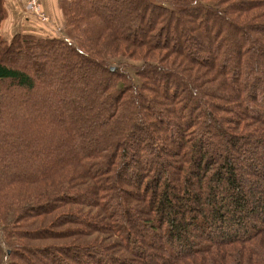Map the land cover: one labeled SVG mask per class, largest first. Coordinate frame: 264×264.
Here are the masks:
<instances>
[{
    "label": "trees",
    "instance_id": "trees-1",
    "mask_svg": "<svg viewBox=\"0 0 264 264\" xmlns=\"http://www.w3.org/2000/svg\"><path fill=\"white\" fill-rule=\"evenodd\" d=\"M64 14L0 32V264H264V0Z\"/></svg>",
    "mask_w": 264,
    "mask_h": 264
},
{
    "label": "crops",
    "instance_id": "crops-1",
    "mask_svg": "<svg viewBox=\"0 0 264 264\" xmlns=\"http://www.w3.org/2000/svg\"><path fill=\"white\" fill-rule=\"evenodd\" d=\"M43 6L44 12L48 17L51 18L54 28V24L62 25L63 16H62V1L63 0H40ZM26 0H1L0 1V13L1 10L5 13V18L0 23V32L2 36L6 35V31H11V34L14 35L20 29L26 31H38L40 27L36 26L33 23V17H30L29 21L26 19ZM60 14L62 18L60 17ZM47 26V24H44ZM49 26V24H48ZM50 27V26H49ZM60 27V26H59ZM5 38V37H4Z\"/></svg>",
    "mask_w": 264,
    "mask_h": 264
},
{
    "label": "rangeland",
    "instance_id": "rangeland-1",
    "mask_svg": "<svg viewBox=\"0 0 264 264\" xmlns=\"http://www.w3.org/2000/svg\"><path fill=\"white\" fill-rule=\"evenodd\" d=\"M39 2L41 3V1L39 0ZM69 2H70V0H63L62 1V16H63V18L64 19H62L63 20V23H62V25H55L54 24V28L53 29H51L52 28V26H53V24H52V22H51V24H49V26H48V23H43L42 21H40L39 19H37L36 17H34V16H32V15H30V14H28V12L25 10V12H26V19L29 21L30 19H32V18H30V17H34V19H32L33 20V23L36 25V26H38V27H40V30H38V31H40V34L41 35H43V36H48V37H61V38H67V39H70L71 37L68 35V32H67V28H66V20H65V14H64V11H65V8L68 6V4H69ZM25 3H27V0H26V2ZM41 7H42V11H43V13L47 16V14L44 12V10H43V6H42V3H41ZM62 16H61V14H60V17L62 18ZM50 18V17H49ZM51 19V18H50ZM44 24H47V26L46 25H44ZM60 26V27H59ZM61 29V30H60ZM26 30H24L23 28L22 29H20V30H18V32L17 33H19V32H25ZM43 33H42V32ZM26 32H31V31H26ZM15 35V34H14ZM14 35H12L11 34V31H6V35H4V37H5V39H7V40H11L12 38H13V36ZM138 65V64H137ZM131 73H134L133 71H130ZM246 169H244V170H242V172H244Z\"/></svg>",
    "mask_w": 264,
    "mask_h": 264
},
{
    "label": "built area",
    "instance_id": "built-area-1",
    "mask_svg": "<svg viewBox=\"0 0 264 264\" xmlns=\"http://www.w3.org/2000/svg\"><path fill=\"white\" fill-rule=\"evenodd\" d=\"M26 11L43 23L51 24V19L43 13L39 0H27Z\"/></svg>",
    "mask_w": 264,
    "mask_h": 264
}]
</instances>
